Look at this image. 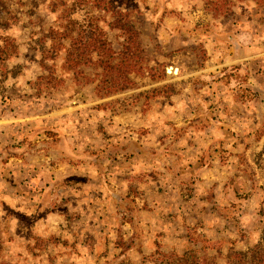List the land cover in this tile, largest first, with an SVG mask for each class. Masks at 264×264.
<instances>
[{"label":"crops","instance_id":"1","mask_svg":"<svg viewBox=\"0 0 264 264\" xmlns=\"http://www.w3.org/2000/svg\"><path fill=\"white\" fill-rule=\"evenodd\" d=\"M246 24L208 43L202 69L187 72L166 103L168 116L0 120V201L41 229L37 235L73 238L78 253L120 252L119 234L143 237L139 251L162 238L178 246L194 231L229 238L227 199L252 192L245 172H257L264 150V24ZM232 69L245 81L223 76ZM238 84L255 97L235 100Z\"/></svg>","mask_w":264,"mask_h":264},{"label":"rangeland","instance_id":"2","mask_svg":"<svg viewBox=\"0 0 264 264\" xmlns=\"http://www.w3.org/2000/svg\"><path fill=\"white\" fill-rule=\"evenodd\" d=\"M231 2L230 13L216 17L211 0H0V120L168 116L166 103L187 72L202 69L209 42L227 39L238 22L247 25L252 18L264 24V3ZM118 22L129 23L137 36L119 29ZM73 40L93 46L82 50L77 67L69 63ZM99 41L110 52L97 50ZM178 71L184 77L176 79ZM224 74L229 81L243 82V74ZM122 76L130 80L124 90L108 88ZM198 84L195 80L192 85ZM21 142L13 148L23 146ZM117 151L114 146L111 153ZM255 164L257 172H245L252 192L242 190L239 196L235 192L233 202L227 199L233 210L225 207L223 215L230 219L222 229L229 238H200L194 231L178 246L162 238L151 242V251H139L136 244L143 237L125 241L119 234L115 243L120 252L86 248L78 253L73 238L37 235L41 229L0 201V264H172L190 250L211 264H226L228 250L244 252L264 236V150Z\"/></svg>","mask_w":264,"mask_h":264},{"label":"trees","instance_id":"3","mask_svg":"<svg viewBox=\"0 0 264 264\" xmlns=\"http://www.w3.org/2000/svg\"><path fill=\"white\" fill-rule=\"evenodd\" d=\"M239 1H245V0H239ZM256 4H263L264 0H253ZM212 6H211V12L213 13L214 16L216 17H223L227 16L230 11L231 7L234 6V3L231 2V0H211ZM118 27L119 29H122L126 31L127 33L130 34H135L133 26L129 25V23L122 24L121 22H118ZM137 36V34H135ZM92 41V39H91ZM88 45L82 44L81 42H78L77 40L74 41L70 44V50L72 56H70L72 59L69 61V63L73 64L75 67L79 66L81 63L80 60L82 59V56L84 55V52L82 50L87 49V51L91 48H93L92 45L87 47ZM96 49H103L104 51L106 50L107 52H110V49L108 48L107 50V44L105 42H100L99 41V47L97 48L96 45H94ZM94 49V51H96ZM135 66H131L130 70L133 69ZM72 69V68H71ZM107 69V70H106ZM110 67L108 66L105 68V71L109 73ZM113 69V68H112ZM237 70L232 69L231 74H235ZM225 75V74H224ZM223 75V76H224ZM243 76V75H242ZM232 77V76H229ZM243 82L245 81V76H243ZM126 77L123 78L122 80L118 79L115 80L113 85L109 86L108 88H113L117 87L118 90H124L126 88L125 84L126 82H129ZM236 81V80H235ZM242 82V81H241ZM237 82V83H241ZM113 81H111L109 84H112ZM239 87H237L234 92H233V97L235 100H249L253 99L255 96L249 90L248 88H243L242 85L238 84ZM228 254L226 256V264H264V236L261 238V240L251 249H248L244 252L242 251H235L233 249L228 250ZM172 264H211L207 258H201L197 255V252L194 250H190L187 252H183L181 256L177 257V260L172 262Z\"/></svg>","mask_w":264,"mask_h":264}]
</instances>
